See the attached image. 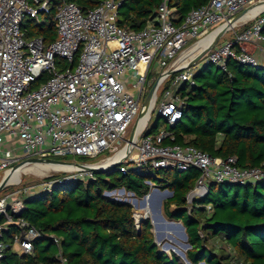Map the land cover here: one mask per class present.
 <instances>
[{"label":"built area","instance_id":"1","mask_svg":"<svg viewBox=\"0 0 264 264\" xmlns=\"http://www.w3.org/2000/svg\"><path fill=\"white\" fill-rule=\"evenodd\" d=\"M261 3L264 0H208L177 24L168 0H164L157 23L149 21L142 29L133 30L118 24L120 0H103L88 12L68 0H0V171L6 175L15 164L31 157L53 158L67 153L95 157L119 147L118 153L125 152L115 169L123 174L130 168L147 167L200 170L188 195L190 203L206 196L212 183H263L264 167H243L238 165L237 156H211L194 146L163 143L172 137L167 129L147 134L159 102V114L169 126H175L183 116L184 102L178 89L185 82L194 84L198 65L187 67L190 60L179 65L182 54L222 29L236 14ZM54 7L56 39L47 42L42 36H29L25 20L40 22ZM239 26L245 29L231 40L218 42L203 57L205 64L226 70L228 60L234 59L242 65L264 68V61L252 50L257 40L262 41L255 47L264 56V11ZM237 27L233 25L227 32ZM192 38L198 39L186 48ZM159 68L148 119L130 143L128 134L155 83L149 81V75ZM169 70L175 72L169 74ZM169 79L171 84L166 88ZM80 178H63L41 187L52 188ZM36 187H25L16 198H0V237L11 224H17L21 232L15 235L12 248L20 254L32 252L40 237L52 239L59 247L61 244L58 236L42 233L22 217L26 208L22 193L29 194ZM116 190L108 197L126 202V191H120L118 197L113 195ZM9 246L0 239V260ZM56 257L59 264H69L61 247Z\"/></svg>","mask_w":264,"mask_h":264},{"label":"trees","instance_id":"2","mask_svg":"<svg viewBox=\"0 0 264 264\" xmlns=\"http://www.w3.org/2000/svg\"><path fill=\"white\" fill-rule=\"evenodd\" d=\"M68 1L88 12L103 0ZM120 1L118 24L133 30L153 20L163 2ZM207 2L170 0V6L181 22L189 11ZM55 14L54 7L40 22L26 19L28 35L55 40ZM193 79L194 84L185 82L178 89L183 116L175 126L167 124L172 137L163 143L194 146L211 156H237L243 167H264V68L230 59L226 70L209 63L198 68ZM154 132L155 128L147 134ZM157 170L156 176L149 167L130 168L126 174L117 169L86 172L70 183L39 186L35 194L22 193L26 206L22 217L42 233L58 236L69 264H182L174 254L160 249L149 220L137 227L131 203L105 195L125 188L142 197L152 183L173 193L164 203L165 213L185 225L191 245L186 255L193 264H264V182L212 183L206 196L190 203L188 195L200 170ZM62 179L49 177L41 185ZM20 232L13 223L0 237L10 245L0 264H59L60 247L50 238H37L29 253L14 250L13 239Z\"/></svg>","mask_w":264,"mask_h":264},{"label":"rangeland","instance_id":"3","mask_svg":"<svg viewBox=\"0 0 264 264\" xmlns=\"http://www.w3.org/2000/svg\"><path fill=\"white\" fill-rule=\"evenodd\" d=\"M231 37H233V34L226 35L225 37L221 39L220 44ZM197 39L198 38L190 39L185 47L188 48L192 46L197 41ZM201 63H202V60L198 62V64H201ZM160 73H161L160 68L156 69V71L154 72L151 71L149 75V81H153V83L156 82ZM170 84H171V79L167 81V84L165 85V87L169 88ZM33 88H37V86H33ZM162 92H163V88H161L159 92L160 96H162ZM159 107H160V102L157 104V109L153 113L150 123L148 124L147 133L153 132L154 128L157 132L167 129L166 120L162 117H159ZM130 134H128V138ZM119 149L121 148L118 147V149L114 152L105 151L95 157L76 156L70 153L57 154V155H53V159L59 160V161H67V162L96 164L102 161L103 159L114 156L115 154L118 153L117 151H119ZM151 173L154 176L160 174L159 171L156 169H153ZM85 174H86V171H79V170L52 171L49 175L44 176V177H39L37 174L33 173L32 171L28 173H22L21 179L19 182H14L13 185L9 186L8 188L0 192V198L8 196V195H12L13 196L12 198H16L18 195H20L19 192L23 191L25 187L42 186L41 184L45 181V179L49 177H53V176H56V178H62V176L63 178L75 177V176L85 177ZM4 177H5V174H3L2 171H0V182L3 180ZM9 178H12V177L9 176ZM120 191H121V188L117 189L113 193V195H116L119 197V194H121ZM148 194L146 195H148L147 197H150V199L145 201L146 195L142 197H137L134 194H132V192L126 190V195L124 196V198L127 200V202L133 205L134 218L136 221L138 220L137 215H141L144 218L142 219L143 221L149 220L151 222L152 229L154 232V238H155L156 243L159 245L160 249L168 253L170 256L174 254L176 257L179 258L182 264H188L187 260L184 257V254H186L187 251L189 250V248L186 247V244L188 241L185 239L183 230L179 226V222L181 221L173 220L169 218L165 213L164 203L167 198L171 197L172 193L168 189H164L159 186H153ZM110 195H112V193ZM135 199H136V202H135ZM143 204L144 205L146 204L149 207L150 212H151L150 216L147 215L146 211L143 209L142 207ZM172 209L174 210L175 206H172ZM154 219L156 220V223H154ZM170 247L175 248L176 251L170 250L169 249Z\"/></svg>","mask_w":264,"mask_h":264},{"label":"water","instance_id":"4","mask_svg":"<svg viewBox=\"0 0 264 264\" xmlns=\"http://www.w3.org/2000/svg\"><path fill=\"white\" fill-rule=\"evenodd\" d=\"M245 13H247V10H244L238 14H236L235 16H233L227 23L226 25L220 29V31L216 34L215 38L213 39V41L211 42V44L205 48L203 51H201L196 57H194L193 59L190 60V62L187 64V67H192L195 66L196 64H198L199 61H201L203 59V57L207 54V52L212 49L222 38L223 36L226 34L227 30H229L231 28V26L234 25V23L236 21H238ZM219 68V67H218ZM175 72V70H169V74H173ZM158 80L153 84L149 94L147 95V97L145 98V100L143 101L142 104V108L140 111V114L132 128L130 137H129V142L133 143L135 142V140L138 137V131H139V121L141 120V118L145 115V113L148 111L149 105H150V101L151 98L153 97L157 86H158ZM161 115L159 114V117ZM180 120H178L176 122V124L179 122ZM123 160H117L116 162L108 165V166H104V167H98V166H93L92 164H88V163H77V162H67V161H59V160H55L53 158H42V157H31L28 159H25L17 164H15L12 169L10 170V172L8 173V175L3 178V180L0 182V192L3 191L4 189L8 188L9 186L13 185L14 183L9 181V176L19 170H21L23 167L34 163V162H44V163H55V164H61V165H69V164H75L77 165L81 171H86V172H108L111 170H114L120 163H122ZM126 189L125 188H121V192H125ZM109 192L112 191H106L105 195L108 196ZM131 192V191H130ZM171 192V191H170ZM172 193V192H171ZM132 194H134L132 192ZM173 194V193H172ZM135 195V194H134ZM149 195V194H148ZM148 195H146L145 197H147ZM172 196V195H171ZM127 202V201H126ZM136 202V199H135ZM143 220H137L136 221V225L138 228H140L141 222ZM179 226L182 228L185 239L188 241V234L186 232V227L182 222H179ZM187 248H191V245L189 242H187L186 244ZM185 259L187 260L188 264H193L188 258L187 255L184 254ZM200 264H204L203 262Z\"/></svg>","mask_w":264,"mask_h":264},{"label":"bare ground","instance_id":"5","mask_svg":"<svg viewBox=\"0 0 264 264\" xmlns=\"http://www.w3.org/2000/svg\"><path fill=\"white\" fill-rule=\"evenodd\" d=\"M263 11H264V3H261V4L254 6L247 13H245L238 21H236L234 23V26H239L243 23L251 21L254 17H256L259 13H261ZM219 31H220V29L218 31L214 32L213 34L209 35L204 40L196 43L195 45L190 47L187 51H185L182 54V56L180 57L178 64L182 65L185 62L196 57L201 51H203L205 48H207L211 44V42L213 41V39L215 38L216 34ZM148 116H149V111L146 112L145 115L139 121V130L144 127V125L148 119ZM124 152H125V149H123L122 152L118 153L116 156H114L108 160H103V161H100L99 163L92 164V165L98 166V167L108 166V165L114 163L116 160H118L119 157L122 156ZM58 170L74 171V170H80V168L75 164L61 165V164H55V163L34 162V163H31V164L23 167L21 170L11 174L10 176L12 178H9V181L12 183L18 182L21 179L22 173H28L30 171L37 174L39 177H44V176L49 175L52 171H58ZM7 174H8V172L6 173V176H7ZM149 199H150V197H146L145 201L149 200ZM142 207L146 211V214L150 216L151 212H150L149 207L146 204L145 205L143 204ZM137 218L140 221L142 219H144L143 216H141V215H137ZM154 223H156L155 219H154ZM169 249L176 251V249L173 247H170Z\"/></svg>","mask_w":264,"mask_h":264},{"label":"crops","instance_id":"6","mask_svg":"<svg viewBox=\"0 0 264 264\" xmlns=\"http://www.w3.org/2000/svg\"><path fill=\"white\" fill-rule=\"evenodd\" d=\"M164 1V0H163ZM168 3H169V5H170V0H168ZM171 7V6H170ZM159 8V7H158ZM172 8V10H173V16H174V20H175V22L177 23V24H179L180 23V21H179V15L177 14V12H176V9L174 8V7H171ZM42 18V17H41ZM151 22H153V23H157L158 22V9H157V11H156V14H155V16H154V19L153 20H151ZM245 29V27H243V26H239V27H237V28H234L233 30H231V31H228L223 37H225L226 35H228V34H233V37H231V38H229V39H227V40H225V41H228V40H231V39H233V38H235L236 37V35L237 34H240L243 30ZM56 31H57V29H56ZM221 41V40H220ZM220 41H219V43H220ZM224 41V42H225ZM261 44H263L262 43V41H260V40H257L256 42H255V45H257V46H260ZM255 45L253 44L252 45V50H254L255 51V53L258 55V57H259V59L261 60V61H264V56H263V54L261 53V51H260V48L259 47H255ZM196 65H198V68H200L201 66H203V65H206L204 62H203V60H202V63L201 64H196ZM156 111V110H155ZM154 111V112H155ZM153 112V113H154ZM153 115V114H152ZM152 117V116H151ZM161 117V116H160ZM150 120H151V118H150ZM150 120H149V122H148V124L150 123ZM154 133H157V132H154ZM37 189V188H36ZM36 189L34 190H32L33 192H30L29 194L31 195V194H35L36 193Z\"/></svg>","mask_w":264,"mask_h":264}]
</instances>
